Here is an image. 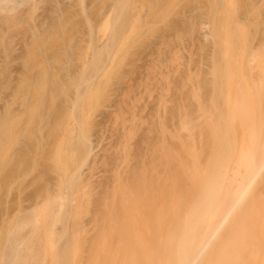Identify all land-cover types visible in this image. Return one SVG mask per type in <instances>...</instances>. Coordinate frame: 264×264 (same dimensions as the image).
Segmentation results:
<instances>
[{"label": "rangeland", "instance_id": "374dc122", "mask_svg": "<svg viewBox=\"0 0 264 264\" xmlns=\"http://www.w3.org/2000/svg\"><path fill=\"white\" fill-rule=\"evenodd\" d=\"M15 2L0 5V264H174L264 140V61L248 60H264V0ZM47 195L63 200L46 228Z\"/></svg>", "mask_w": 264, "mask_h": 264}, {"label": "bare ground", "instance_id": "6f19581e", "mask_svg": "<svg viewBox=\"0 0 264 264\" xmlns=\"http://www.w3.org/2000/svg\"><path fill=\"white\" fill-rule=\"evenodd\" d=\"M13 1H16L15 3L19 2V0L18 1L17 0H0V5L1 4L6 5L5 2L10 3ZM23 1L21 0V2H23ZM20 4H22V3H20ZM18 6H20V5H18ZM120 17H122V16H120ZM120 17L117 18V20L119 19V22H120ZM119 22L118 21L116 22L117 27L120 26V25L118 26ZM119 28H118V32L120 33L121 27H119ZM202 29H203V27L201 28V30ZM205 34H204V36H205L204 38L207 37V35H205ZM257 50L258 51L253 50V51L249 52L250 55H248L249 56L248 60H249V62H251L249 64L252 65V63H254L253 64L254 67L256 64H259L258 67H260L261 62L264 61L263 57L260 55L262 53L261 50L260 49H257ZM251 65H249V66H251ZM262 67H263V64H262ZM259 82H260V80H259ZM256 83H257V81H256ZM236 87L237 86H235V88ZM239 91H240V89H239ZM241 91H240V93H241ZM245 91H243V93H245ZM247 92H248V90H247ZM237 93L238 92H236V95H237ZM243 93H241L242 95L240 94V96H242V99L247 98L245 95H247L248 93L247 94L245 93V95ZM240 96L238 95L237 99H238V97L240 99L241 98ZM248 99H247V101H248ZM233 100H231V101L235 103L236 100L235 99H233ZM226 101H228L227 104H229L230 98ZM251 101H252V99H251ZM240 102L238 100V102H236V103L238 104ZM245 102L242 103V105H243V106H241L242 110L240 109V106L238 104L239 110H241V111L245 110V109H243V107L245 108V105H244ZM230 105H232V104L230 103ZM232 107L234 108V106H232ZM245 113H244V117H245ZM245 118H243L242 124L245 122L244 120H247L246 122H248V119H245ZM83 144H85V146H87V148H86L87 150L85 149ZM88 144L89 145H86L85 142L84 143L82 142V146L84 147V150H81V152L87 151V154H86V152H84V154H86L88 157H90V155L93 154L94 148H93V146H92L93 144L91 142H89ZM83 147H81V148L83 149ZM62 152H63L62 147H61V145H59V148L57 150V157L63 155ZM242 155H244V158L242 157L243 158V160H242L243 166L233 176L232 184L228 188V190L226 191L224 197L221 200L217 201V203L215 204V207H213L211 209H207V211L205 210L206 216L204 214L203 215L199 214V218L197 216L196 219H198L199 224L201 222L197 231L195 230L194 233L193 232L192 233L187 232V231H186L187 233L184 232V234L186 233L185 236L189 239L185 240L184 243L182 242L183 245L178 242L179 243L178 248L181 250H179V249L176 250V251H178V254L176 252L177 258H175L176 260H175L174 264H213V262H214L213 260H216V262H218V263L215 262L214 264H219L220 261H221L220 264H246V263L249 264L251 262H252L251 264H254L253 262H255V264H264V222L260 223V226H259L260 230H261V234H262L261 237L262 238H261L260 243L257 244V246L259 245V247L258 248L256 247V252H254L255 251L254 249H252L253 250L252 251L250 248H247L248 242H249V241H247V238H249V236H247L248 234L246 232V228H247L246 224H248V222H249L247 218L251 219V217H252L250 211H253V214H254V211H256V208H255V210H253L254 208L252 209L251 206L256 207L257 202H259L260 204L262 203V205H260V206L264 205V200H263V198H264V191H263V189H264V140L259 145L258 148H256L252 152H250V150H249L245 154L242 153ZM56 163L58 166H62L61 167L62 169L65 168L64 167L65 165L64 164L62 165L60 160L56 161ZM227 174L225 176H227ZM127 185H126V187H127ZM128 187H129V185H128ZM129 189H127L126 191H128ZM124 191H125V187H124ZM48 198L50 199V196L47 197V199H46L47 201L45 200L46 204H43L45 206L42 208L40 207V209L38 208L37 212H36L37 215L35 214L33 216V217H36L35 219L37 222L32 217H31L32 219L30 217L27 218V219H29L28 220L29 223L31 221L30 224L33 225V219H34V223L38 224V222H39L38 218L43 216V219H45L44 218V215H45V217L49 218V219L46 218L45 220H43L47 223L46 228L55 225L54 222H52V221L55 219V223H56V220H57L56 214H58V213L56 211L53 213L54 209H52V207H53L52 204L58 206V204H59L58 202L63 200V197L62 198L59 197L60 200L58 202H55V201H57V200H55L54 201L55 204H54V202L51 203L52 199L49 200ZM256 200H259V201H256ZM253 203L255 204V206ZM59 206H60V204H59ZM248 210H250L249 211L250 215H249V213H247ZM205 211L202 210L201 212H205ZM34 213H35V211H34ZM53 215H55L56 218H53L54 217ZM199 219H201V221ZM28 222L26 221L27 225L29 224ZM48 222L49 223L51 222L52 224H49V226H48ZM36 224H34V225L36 226ZM18 229H21V228H18ZM18 229H16V230H18ZM15 233L21 234L20 230H18L17 232L15 231ZM190 233L192 235H189L190 237H188L187 235ZM13 234H14V232H13ZM13 234L11 235V237L12 236L13 237L9 238V239H11V240L13 239L14 242H16V241L18 242L20 240L21 236L17 235V237H16V234L15 235H13ZM180 237L184 238L183 236H180ZM14 238H15V240L18 238L19 239L15 241ZM11 240H9L10 242H8L9 245H10V243H13ZM180 244H181L182 248L180 247ZM11 246H12V244H11ZM12 247H14V246H12ZM15 247H16V245H15ZM222 260H223V262H222Z\"/></svg>", "mask_w": 264, "mask_h": 264}]
</instances>
